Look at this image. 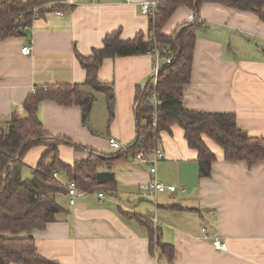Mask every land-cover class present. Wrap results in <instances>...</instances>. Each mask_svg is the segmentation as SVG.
<instances>
[{
  "label": "crops",
  "instance_id": "1",
  "mask_svg": "<svg viewBox=\"0 0 264 264\" xmlns=\"http://www.w3.org/2000/svg\"><path fill=\"white\" fill-rule=\"evenodd\" d=\"M43 1L49 3L40 9L61 8L39 14L22 34L0 39V125L13 111L25 114L23 104L38 86L85 83L77 54L91 56L103 47L107 35L120 31L128 41L149 31L150 17L141 12L146 0ZM193 14L202 26L196 32L191 81L184 87L185 107L234 114L250 136L264 137V23L251 12L206 3L198 13L178 8L163 35H172ZM27 46L30 55L22 53ZM153 67L151 54L105 60L99 81L113 85L112 120L102 93L89 127L83 125L80 107L45 101L39 109L45 133L108 155L126 149L137 137V92L151 81ZM110 139L121 149H112ZM203 141L216 157L211 178H200L198 153L189 147L182 128L174 126L159 135L156 147L165 158L157 165V178L176 186L175 193L153 196L143 190L152 175L150 164L135 159L137 151L111 167L115 193L101 192L103 199L100 193L88 194L75 206L68 195L62 196L66 212L57 214L45 230L34 232L39 255L52 264H160L158 250L152 254L149 230L128 218L133 214L151 219L161 243L173 245L174 264H264V162L250 168L226 161L218 144L208 136ZM45 151L31 150L27 167L35 168ZM88 158V152L60 147L66 164ZM216 239L227 245L226 252L215 249Z\"/></svg>",
  "mask_w": 264,
  "mask_h": 264
},
{
  "label": "trees",
  "instance_id": "2",
  "mask_svg": "<svg viewBox=\"0 0 264 264\" xmlns=\"http://www.w3.org/2000/svg\"><path fill=\"white\" fill-rule=\"evenodd\" d=\"M48 3L43 0H0V39L18 36L30 28L35 18L34 9L38 8V14L43 15L61 8L54 5L40 9ZM206 3L251 12L264 23V0H163L149 16L147 35L140 32L135 39L125 41L121 32L116 31L107 35L103 47L94 50L91 56L77 54L78 62L86 72L85 83L36 87L23 104L25 114L22 116L13 111L10 119L0 126V264H52L39 255L34 232L45 230L57 214L66 212L60 198L68 195V187L54 178L55 172L87 194L115 193L117 182L111 168L114 163L130 158L140 150L148 154L156 147L159 135L171 132L174 126L183 129L189 147L197 151L200 178H211L212 164L216 160L203 136H208L224 150L226 161L243 162L250 168L264 162V137L250 136L239 127L236 115L204 113L184 105V87L190 83L193 69L196 32L202 24L197 17L194 22L179 26L170 36L162 32L178 8H193L198 13ZM157 48L166 49L162 56L171 58V63L162 65L156 84L151 80L145 89H138L137 137L126 149L108 155L87 149L68 138L45 133L39 117L40 106L45 101L64 107H80L83 125L89 127L96 94L102 93L107 97L111 121L115 110L114 88L112 84L99 81V71L105 60L153 55ZM87 88L93 93L87 92ZM153 95L156 103H153ZM153 116L157 118L156 127H153ZM61 146L88 152L89 158L66 164L60 159ZM37 147L46 151L36 167L30 169L25 159ZM128 218H135L147 227L152 254L158 250L159 263L174 264L173 245L161 243L151 219L133 214Z\"/></svg>",
  "mask_w": 264,
  "mask_h": 264
},
{
  "label": "built area",
  "instance_id": "3",
  "mask_svg": "<svg viewBox=\"0 0 264 264\" xmlns=\"http://www.w3.org/2000/svg\"><path fill=\"white\" fill-rule=\"evenodd\" d=\"M127 3H131L132 0H124ZM163 0H146L141 4V12L145 16H151L153 15L158 6L162 3ZM38 8L34 9L35 12V19L39 18L38 14ZM197 19V15L193 14L190 18L189 21L190 23L194 22ZM31 47L27 46L22 49V53L24 55H30L31 54ZM162 53H166V49L163 51L161 49H155L153 51V59H154V67H153V72H152V81L154 84L157 83L158 76L160 69L163 64H170L171 63V58H165L162 56ZM153 103H156L157 99L156 96L153 95ZM153 120V127H156L157 125V118L156 116L152 117ZM1 126V125H0ZM109 145L112 149L119 150L121 149V144L116 141L115 139H110L109 140ZM149 155L151 156V159H149ZM165 158L164 153L159 150L157 147H154L149 154H147L145 151L140 150L136 154V160L140 163H145V164H150V173L152 175L151 181L143 186V190H145L148 194L156 196L159 193H175L177 191L176 186H168L165 185L164 183L160 182L157 178V165L159 162H161ZM54 178L59 181L60 184L67 185L68 187V196L70 198L69 203L71 206H75L77 204V201L79 199H82L83 197L87 196L88 194L84 191L79 190L74 183H65L59 176L58 172L54 173ZM99 198L103 199L104 194L100 193ZM204 232H206V229H204ZM213 246L215 247L216 250L221 251V252H226L228 250L227 245L221 241L220 239H216L213 242Z\"/></svg>",
  "mask_w": 264,
  "mask_h": 264
},
{
  "label": "rangeland",
  "instance_id": "4",
  "mask_svg": "<svg viewBox=\"0 0 264 264\" xmlns=\"http://www.w3.org/2000/svg\"><path fill=\"white\" fill-rule=\"evenodd\" d=\"M86 91L89 92V93H93V91L91 89H89V88H87ZM97 97H101V96H98V94H96V98Z\"/></svg>",
  "mask_w": 264,
  "mask_h": 264
}]
</instances>
